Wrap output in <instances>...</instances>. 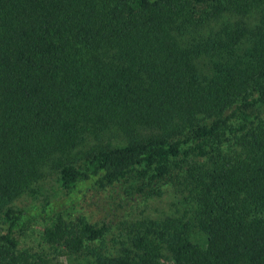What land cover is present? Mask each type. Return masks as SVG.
Returning a JSON list of instances; mask_svg holds the SVG:
<instances>
[{
	"label": "trees",
	"instance_id": "obj_1",
	"mask_svg": "<svg viewBox=\"0 0 264 264\" xmlns=\"http://www.w3.org/2000/svg\"><path fill=\"white\" fill-rule=\"evenodd\" d=\"M145 127L160 133L133 139ZM51 170L62 198L10 207ZM182 174L192 216L141 221L96 264H264V0H0V264H46L20 247L41 222L55 253L101 244L83 198Z\"/></svg>",
	"mask_w": 264,
	"mask_h": 264
},
{
	"label": "rangeland",
	"instance_id": "obj_2",
	"mask_svg": "<svg viewBox=\"0 0 264 264\" xmlns=\"http://www.w3.org/2000/svg\"><path fill=\"white\" fill-rule=\"evenodd\" d=\"M235 21L238 23L237 27L245 26L251 29L254 24V19L250 17H237ZM235 27V30L237 29ZM250 49L251 44L245 42L244 46ZM237 50L236 54H241ZM212 59L203 56L196 60V66L200 73L209 75L208 71L212 68ZM212 119H208L210 122ZM235 126V125H234ZM160 133L157 129L141 128L136 132L133 139L145 141ZM232 137V134H229ZM123 135H116L110 137L109 141H114L115 144L127 142L129 138H122ZM117 139V140H116ZM117 141V142H116ZM231 143L229 142L228 145ZM99 143L96 139H92V143L87 150L98 149ZM236 147L228 148L227 151L231 153ZM60 173L56 170L48 171L44 178L33 186L29 191L18 197L10 204V207L17 209H30L34 206H41L47 202L55 201L62 198L63 192L59 186ZM188 182L183 177V174L174 179L167 185L157 187L160 194L154 195H136L135 197L128 195L123 186L119 185L114 188H109L102 192H90L78 204V210L91 223H106L110 227V231L101 244H95L83 250L79 254H72L69 252L55 253L42 244L40 232L44 223H36L31 227L24 237H20L21 250L27 252L29 255H40L45 258L46 264H96L94 262V255L91 254L92 249H96L102 256H118L121 254V249L124 245L130 246L131 237L134 235L135 226L137 223L150 220H164L167 217H180L187 219L192 216V195L188 189ZM0 218V234L7 229ZM39 264L42 261L38 262ZM35 264V262H33Z\"/></svg>",
	"mask_w": 264,
	"mask_h": 264
}]
</instances>
